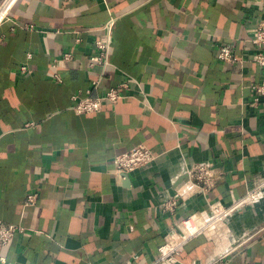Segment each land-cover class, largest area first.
Returning a JSON list of instances; mask_svg holds the SVG:
<instances>
[{"label":"crops","instance_id":"0c3cea01","mask_svg":"<svg viewBox=\"0 0 264 264\" xmlns=\"http://www.w3.org/2000/svg\"><path fill=\"white\" fill-rule=\"evenodd\" d=\"M112 17L98 92L138 82L77 113L73 95L101 73L90 58ZM263 20L264 0H15L0 21V218L26 229L0 244L10 264L154 262L174 221L208 207L201 193L173 215L161 207L192 162L215 165L208 198L244 196L264 175V104L251 105L264 68L250 39ZM222 44L236 61L218 57ZM139 143L158 157L118 176L114 157ZM217 229L191 238L176 264L231 248L228 264H264V200Z\"/></svg>","mask_w":264,"mask_h":264},{"label":"built area","instance_id":"2783aa9c","mask_svg":"<svg viewBox=\"0 0 264 264\" xmlns=\"http://www.w3.org/2000/svg\"><path fill=\"white\" fill-rule=\"evenodd\" d=\"M14 1L5 0L1 4L0 21L8 16ZM114 21L113 17L110 18L103 27L107 32L106 38L95 39L97 51L91 56L90 65H99L102 67V71L92 80L85 94L76 92L73 95V109L77 113H95L101 111L106 102L117 103L128 96L126 91L130 87V82H138L136 78L129 77L116 86L98 92V89L103 85L106 68L111 64L110 43ZM250 39L259 49L254 56V61L264 68V20L253 28ZM70 56V53L65 54L66 58H70ZM218 57L228 62H234L238 59L234 54L233 47L229 44H222L219 47ZM21 70L23 72L32 71L27 64L22 65ZM252 88L255 93L251 100V105L260 108L264 104V79L259 83L253 84ZM158 155V152L150 146L139 143L114 157L115 172L118 176L124 177L139 167L151 164ZM184 172L188 177L187 180L175 189V193L161 203L163 210L173 215L181 203H184L187 198L197 193L207 197L208 207L206 210L179 216L174 221V230L168 234L165 242L159 246L157 259L154 262H144L143 264H176L179 260V255L184 251L186 244L191 238L201 234L217 232L218 226L226 224L235 210L246 205H256L264 200V175L247 189L244 196L234 197L231 201L224 202L208 198V193L214 187L217 178V170L212 161L192 162L186 166ZM36 198V193L29 194L26 198V204L35 202ZM25 229L26 227L23 225L9 223L0 218V244H8L16 232ZM231 249H225L216 254L209 264H228ZM0 264H10L8 257L4 253H0Z\"/></svg>","mask_w":264,"mask_h":264}]
</instances>
